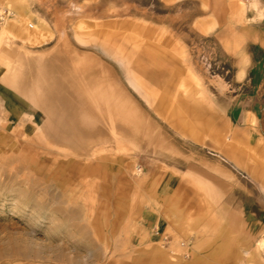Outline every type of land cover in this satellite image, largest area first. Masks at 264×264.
Masks as SVG:
<instances>
[{
  "label": "rangeland",
  "instance_id": "374dc122",
  "mask_svg": "<svg viewBox=\"0 0 264 264\" xmlns=\"http://www.w3.org/2000/svg\"><path fill=\"white\" fill-rule=\"evenodd\" d=\"M0 5L13 12L0 22L5 85L42 112L0 83V264H264V81L233 76L245 51L260 55L247 2ZM205 89L220 116L195 141L169 108L205 117ZM214 130L245 154L221 153Z\"/></svg>",
  "mask_w": 264,
  "mask_h": 264
},
{
  "label": "crops",
  "instance_id": "0c3cea01",
  "mask_svg": "<svg viewBox=\"0 0 264 264\" xmlns=\"http://www.w3.org/2000/svg\"><path fill=\"white\" fill-rule=\"evenodd\" d=\"M247 3L249 4V7L252 3L258 4L259 7L258 11L254 9H249V13L246 18L250 21L249 23L251 27L250 30L251 33L255 36L254 39H249L250 47L259 49L260 55L257 57L256 56L252 57L251 53H247V51H245L244 55H242L243 57H239L237 64L235 66V71L233 73V76H234V81L236 83H241V84H245L247 82L249 83L250 81L254 80L256 75L259 76L261 80L263 78L264 81V0H247ZM2 67L3 66L0 65V83L5 86L4 89L7 92L11 93L15 98V100L18 101L22 107H25L27 111L30 112L31 114L36 115L38 120L41 121L42 112L38 108L37 105L38 103L35 104L34 102L24 99L22 97V94L19 93L15 88L6 86L4 81L5 72ZM262 91L264 92V89ZM203 92H205V96L207 95L206 98H210V100L206 101V106L202 107V109L205 113V117L207 119L212 118L213 120L214 118H217V116H220L218 115L219 113L217 114L216 111L214 110V105L212 101L213 94L212 93L209 94L206 89L203 90ZM217 109H220L222 112H224V109H221L220 107H218ZM53 130L57 132H61L59 130H55V129ZM221 146L223 148L221 153H224L226 151L224 148L225 146L224 144H221ZM222 159L224 160V158ZM201 167H203V162ZM227 183L225 184L228 185Z\"/></svg>",
  "mask_w": 264,
  "mask_h": 264
},
{
  "label": "bare ground",
  "instance_id": "6f19581e",
  "mask_svg": "<svg viewBox=\"0 0 264 264\" xmlns=\"http://www.w3.org/2000/svg\"><path fill=\"white\" fill-rule=\"evenodd\" d=\"M245 2H247V1H245ZM232 6L234 8L233 10H235L236 12H239V13L243 12L245 9V6L240 1L233 2ZM249 9H254V10L258 11L259 10L258 4L252 3L250 5ZM17 22L20 25H15V26L18 28V31H20L22 34H24V37H26L27 40H29V41L37 40L41 36L42 31L40 29H38V27H36L32 31L23 27L21 25V22H22L21 16H20V19L17 20ZM17 22H16V24H18ZM11 23H14V22H11ZM205 25L206 24L202 23V26H201L202 29H204ZM30 26L32 27V25H30ZM181 85H183V83ZM103 100L105 101L104 103L106 105H108L109 109H112L113 100H112L110 92H108L106 94V96ZM169 109H170L169 116L171 118H173L174 120H177L178 122L183 123V132L187 137H189L195 141H199L204 136H206L208 134V128L211 127V121H213V120H212V118L207 119L206 117H203L201 109H199V111L197 110V111L190 112V115H189V112H187V109L183 108L182 104L176 103V102H174L170 106ZM187 115L193 116L191 118L192 120L190 119L191 121H189V122L185 121V120H187L186 119ZM210 130L212 131V128H210ZM46 131L48 132L49 136L53 137L58 142H65V139H67L66 137H64V136H66L64 133L54 131L53 128H51V129L47 128ZM47 132H46V134H47ZM212 134L215 135L214 138L217 142L224 141L223 143H225L224 144L225 150L228 151V153H230V155H232L233 157L236 155L241 157L240 154L244 153L238 142H235L234 140H229V142H226L225 138L222 137L221 132H216L215 130L213 131ZM260 147H262L260 149L261 150L260 155L262 158H264V144H261ZM89 149L86 147H81L80 150H78V153L83 154L85 152H88ZM242 160L244 162H246L247 159L244 158ZM52 247L53 246L49 245L50 249H52Z\"/></svg>",
  "mask_w": 264,
  "mask_h": 264
},
{
  "label": "built area",
  "instance_id": "2783aa9c",
  "mask_svg": "<svg viewBox=\"0 0 264 264\" xmlns=\"http://www.w3.org/2000/svg\"><path fill=\"white\" fill-rule=\"evenodd\" d=\"M244 1H247V0H244ZM12 15H13V12L9 8L0 5V22L6 20V18Z\"/></svg>",
  "mask_w": 264,
  "mask_h": 264
}]
</instances>
